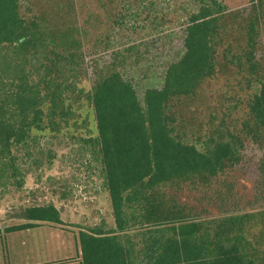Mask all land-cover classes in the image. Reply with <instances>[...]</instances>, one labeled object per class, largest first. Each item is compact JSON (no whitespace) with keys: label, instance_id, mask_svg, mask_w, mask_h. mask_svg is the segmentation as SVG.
Wrapping results in <instances>:
<instances>
[{"label":"trees","instance_id":"obj_1","mask_svg":"<svg viewBox=\"0 0 264 264\" xmlns=\"http://www.w3.org/2000/svg\"><path fill=\"white\" fill-rule=\"evenodd\" d=\"M21 1L0 0V135L59 131L75 118L76 96L92 108L114 227L80 229L81 264H264V209L213 216L177 196L235 167L249 142L262 151L264 176V0L239 9L221 0L182 2L181 52L165 65L161 86L141 97L127 71L147 60L157 37L129 41L146 26L128 22L138 13L112 14L110 32L84 47L72 37L76 28L23 17ZM152 4L149 20L162 25ZM84 71L87 91L78 86ZM223 75L237 78L242 93L233 88L206 128L185 130L184 108ZM24 214L63 224L51 204Z\"/></svg>","mask_w":264,"mask_h":264},{"label":"rangeland","instance_id":"obj_2","mask_svg":"<svg viewBox=\"0 0 264 264\" xmlns=\"http://www.w3.org/2000/svg\"><path fill=\"white\" fill-rule=\"evenodd\" d=\"M152 1L153 10L166 18L162 25L149 20L147 12L153 13L150 9ZM186 1L22 0L20 14L25 18L43 20L50 28L78 29L72 37L79 39L85 47L94 43L98 34L110 32L112 14L118 11L125 16L138 13L133 16L135 20L128 22L146 26L141 30L137 28L139 32L133 33L129 41L134 37H157L150 54L144 57L147 60L127 71L141 97L146 88L161 86L165 65L181 52L182 33L177 15L183 12L182 2ZM250 1L221 0L228 9L249 6ZM188 8L194 9V6ZM154 25L158 26L155 35L152 31ZM261 51L264 58V38ZM236 79L223 75L206 84L203 96L193 99L183 110L185 130L197 132L206 128L210 112L228 104L227 96L234 98L233 88L242 93L235 84ZM78 86L85 91L91 86L85 71L80 74ZM71 103L75 118L57 132L34 129L24 135H0V217H8L10 224L20 222L28 207L51 204L60 212L63 224L45 223L47 226L71 231L75 236L81 228L114 227L92 108L77 96ZM243 105L238 104L234 117ZM261 154L255 144H245L239 164L213 178L201 189L183 187L177 194L178 200L198 210L207 208L208 214L213 216L225 211L264 209V176L259 169Z\"/></svg>","mask_w":264,"mask_h":264},{"label":"crops","instance_id":"obj_3","mask_svg":"<svg viewBox=\"0 0 264 264\" xmlns=\"http://www.w3.org/2000/svg\"><path fill=\"white\" fill-rule=\"evenodd\" d=\"M21 218L10 224L8 217H0V264H81L78 236L48 222L28 220L25 214ZM28 223L35 225L17 228Z\"/></svg>","mask_w":264,"mask_h":264},{"label":"water","instance_id":"obj_4","mask_svg":"<svg viewBox=\"0 0 264 264\" xmlns=\"http://www.w3.org/2000/svg\"><path fill=\"white\" fill-rule=\"evenodd\" d=\"M22 40V39H21Z\"/></svg>","mask_w":264,"mask_h":264}]
</instances>
